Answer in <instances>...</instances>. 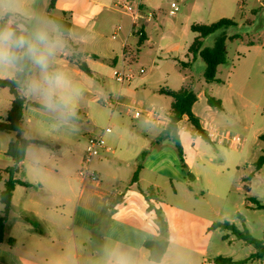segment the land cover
I'll return each mask as SVG.
<instances>
[{
    "label": "crops",
    "instance_id": "crops-1",
    "mask_svg": "<svg viewBox=\"0 0 264 264\" xmlns=\"http://www.w3.org/2000/svg\"><path fill=\"white\" fill-rule=\"evenodd\" d=\"M89 1L93 6V14L72 11L68 20V39L59 31L64 46L61 57H55L54 63L57 65V71L63 74L65 84L56 90L55 98H63V101L67 102L68 105L64 103L63 109H68L76 95L81 94L74 82V77L86 75L76 63L70 60L72 55L89 57L90 54L94 58L91 59L92 61L100 62L101 66L108 67L107 74L104 73L103 77L113 75L112 77L116 80V72L126 68L125 48L128 46V38L131 35L135 36L137 31L143 30L149 41V26H152V32H158V26L168 25L165 30L178 38L173 47L165 50L166 54L174 55L173 60L169 61L166 57L164 60H151L149 74L139 77L147 72L145 68H142L139 74L136 73V78L131 83L121 87L116 81L119 84L118 92L111 97L115 98L121 93V100L125 103L135 100L150 107L160 106L171 111L172 99L161 94L160 90L163 88L180 90L183 87L192 86L195 84L194 79L197 73L206 68L202 58L194 57L189 53V48L197 37V33L191 30L192 24L189 22L187 27L169 24L166 17L159 18V13L164 10L165 0H151L146 1L141 7L140 19L136 25L131 14L124 12L131 18V23L124 33L122 20H114L117 13L114 8H118L117 0ZM180 1L183 0H179V4ZM74 4L75 2L70 0H58L55 8L65 5L73 8ZM170 15L174 18L178 17L173 12ZM154 21L155 23L150 25ZM186 28H189L191 35H188ZM106 30L113 35L112 39L106 37ZM89 36L96 44L88 50L86 40ZM100 38L106 41L102 48L99 46ZM89 60L86 58V64ZM89 69L92 75L97 74L96 71ZM141 70H145V73H141ZM13 78L15 76L8 72L0 74V80ZM228 81L227 90L232 91L237 97L242 95L234 81L231 78ZM212 84H209L211 86L209 88L213 89ZM103 85L106 86L105 79H103ZM6 90L10 94L8 89H0L1 118L6 117L12 103V96L10 94V97H6ZM22 94L29 103H37L42 107L37 108L30 104L26 106L23 118L24 137L28 140L43 141L44 144L29 146L25 160L21 164L22 172L19 179L32 186L18 185L15 188L5 238L0 247V257L4 264H97L96 254H101V259L106 261L105 264H137L134 258L138 253L145 256L144 250L149 260V252L144 247V243L162 236L157 226L155 212L148 211L150 204L161 209L165 215L169 227L167 234L170 235L167 239L170 241L172 224L182 225L183 219L189 220L193 217L183 211H174L170 214L173 205L169 206L170 209L168 206L161 208L159 203L163 204L161 195L164 191L174 196L182 194L183 201L194 200V206L201 207L206 204L211 214H219L221 205L218 203L213 205L206 199L204 191L199 194L191 187V180L197 182L204 179L207 183L205 188L207 196L222 200L229 193L231 168L213 166L218 172L213 173L214 175L198 170L201 162L206 168L204 152L207 150L204 144L209 143L200 137L187 116H184L178 124L179 137L184 149L186 165L184 168L178 154L159 148L171 142L170 140L159 141L160 133L166 127L148 123L144 119H134L124 109L113 110L108 107L116 111L118 115L112 113L107 119L112 131L103 132L106 144L93 161V171L99 175L101 181L100 184H94L83 182L78 176V167L84 154L81 156L76 150L67 149L65 146V142L77 143L82 138L84 140V133H79L76 125L71 121L68 122L49 113L50 109L40 102L39 97L34 98V95L26 94L24 90ZM196 95L198 102L201 94ZM202 95L207 94L204 92ZM234 95H228L226 100H221L222 109L209 106L206 97L207 107L204 117L196 112L197 102L194 104L193 112L207 134L215 130L223 133L222 126L215 121L222 118L221 114L228 116L226 103H234ZM103 97L97 94L91 98V101L107 100ZM87 121H91L90 116H87ZM14 137V134L0 132V169L10 167L13 163L7 156V150ZM210 141V144L216 143V141ZM217 143L226 144L224 141H217ZM144 152H146L147 160L144 158L141 161L140 158ZM215 157L213 155L210 159ZM61 162L77 167L76 171H73V168L61 166ZM140 162L142 170L139 180L132 184V176ZM207 163L210 165V160ZM214 178L220 181L218 184L220 192L213 191L210 187L214 183ZM126 185L130 188L137 187L140 195L126 188ZM0 187H2L1 184ZM147 189H152L151 201H148L143 194V191ZM1 191L0 188V193ZM137 201L142 212L139 218L137 209L132 204ZM190 205L192 207V204ZM3 210L4 206L0 203V217ZM25 217L33 223L26 222ZM215 222L223 221L218 218L211 220L204 230L205 234L221 230L210 229ZM187 233L185 234L181 228L180 235L184 240L187 239L184 238ZM96 241L100 242V248L93 245ZM110 243H114L115 247L106 254ZM170 248L171 242L161 263L154 264L164 263Z\"/></svg>",
    "mask_w": 264,
    "mask_h": 264
},
{
    "label": "rangeland",
    "instance_id": "rangeland-1",
    "mask_svg": "<svg viewBox=\"0 0 264 264\" xmlns=\"http://www.w3.org/2000/svg\"><path fill=\"white\" fill-rule=\"evenodd\" d=\"M171 1L165 0L164 10L159 13V18L166 17L169 24L173 23L179 27H187L189 22L190 24L209 25L222 18L233 19L237 24L235 28H223L204 39L206 47H213L221 36L237 37L234 40L227 41V62L219 67L217 73L218 82L211 83L212 87H214L213 89L209 88L211 87L210 83L208 84L205 80L204 71L206 68H203L202 72L197 73L194 85L186 86L191 88L195 94H201L195 106L196 112L203 117L205 116L206 97L210 96L216 100H226L228 95H234L232 91L227 90L230 78L242 95L238 97L234 95L235 102L226 103L228 116L221 114L222 118L215 121L219 126H222L223 132L239 138L240 143L230 145L229 142L225 141L226 144H220L217 143L219 141L218 138L215 144H204L207 150L204 152L207 165L204 168L201 162L198 167L200 172L212 174L218 173L214 168L215 166H229L231 168L232 178L230 179L231 185L227 197L222 200H216L207 196L206 181L204 179L197 182L191 180V187L199 194L204 191L206 199L213 205L217 203L221 205L219 214H211L210 208L206 204L198 207L194 206V200L184 202L182 194L174 196L172 193L169 194L164 191L161 195L163 201V204L159 203L161 208L173 205L171 207L173 210L170 211V214H173L174 211H183L193 216L189 220L183 219L182 225L172 224L171 241L168 239L171 242V248L167 259L162 264H214L213 260L217 257H227L235 261L247 259L255 253L253 246L245 244L229 231L218 230L205 234L204 230L211 220L218 218V220L234 224L240 230L246 228L252 237L257 240H261L264 237V209H258L256 203L250 200L251 197L255 198L260 204L264 205V166L260 171L255 172L251 182L245 181L246 177L254 171V163L263 154L264 150V0H183L180 1L178 13L172 10ZM70 2H75L73 8L65 5L51 9V0H7L6 6L11 8L10 13L24 17L23 24L26 27H31L40 21H52L55 23L54 19H62L64 13H66L67 20H70L72 11L87 15L94 12L89 0H70ZM132 5L133 7L136 6V0ZM114 9L117 12L114 20H122L123 32L125 33L131 23V18L122 9ZM172 12L178 17H171L170 13ZM102 15L104 16L103 12ZM14 21V19H11L7 26L11 27ZM154 23L155 21L150 25ZM167 26H158V32H152V26H149L150 40L143 44L135 60L131 55L126 57V69L131 68L135 73L139 74L140 69L145 68L147 72L139 76L143 77L150 72L149 64L151 60H164L165 57L169 61L173 60L174 55L166 54L165 50L167 51L173 47L178 38L171 35L168 30H165L168 28ZM186 29L188 35H191L189 28ZM105 32L107 38H113V35L108 33V30ZM59 35L62 39L60 33ZM86 41L88 50L96 44L91 40L90 36ZM105 42L104 39H101L99 46L102 48ZM127 43L131 52H136L138 37L131 35ZM88 56L82 55L80 61L86 62V58H89L90 60L87 64L97 74L74 77L79 94L81 93L80 96L76 95L67 107L68 109H63L62 107L58 111L50 110L49 112L68 122L71 121L76 125L79 133H84V140L82 138L80 142H65L67 149L76 150L81 156L85 154L89 138H98L103 135V131L109 124L107 119L112 113H116V111L104 106L101 101L92 102L91 98L97 94L103 95V99L114 98L111 96L112 94H117L119 88V84L112 77L113 75H105L106 77H103L104 73L107 74L108 67L101 66L100 62L92 61L91 59L94 58L90 54ZM55 57L60 58L61 51ZM99 60L101 61V59ZM52 70L57 71V65L54 61ZM103 79L106 81V86L103 85ZM204 92L207 95H202ZM6 93V97H10L7 90ZM34 98H37V96ZM55 99L60 100L61 98L57 97ZM40 102L43 103L41 99ZM64 103L67 104L66 101ZM87 116L91 117L90 122L87 121ZM82 141L84 142L83 144L81 143ZM155 148L157 147L155 146ZM159 148L177 155L172 142ZM213 155L216 156L215 159H210ZM82 160L78 171H80ZM209 160L210 165L207 163ZM61 166L73 168V171H76L77 168L66 162L64 164L61 162ZM219 182L217 178H214V183L210 185L213 191L220 192L218 188ZM0 184L2 185L0 187L1 190H4L3 182H0ZM247 185L250 186V192L245 190ZM126 188L132 189V191L140 195L137 187L130 188L129 185H126ZM132 204L136 207L139 218L142 213L139 209V201ZM190 204H192V207ZM181 228L185 234L188 232L186 237L184 236V238H187L186 240L180 235ZM226 235H228V238L225 240L224 237ZM169 236V234H166L162 235L161 238H169ZM93 245L97 248L101 247L99 241H96ZM114 247V243H110L106 254L108 251L113 250ZM144 253L145 256L139 253L136 254L135 262L137 264H154L149 262L145 250ZM101 258V254H96L97 264L106 263ZM246 264H264V259L250 260Z\"/></svg>",
    "mask_w": 264,
    "mask_h": 264
},
{
    "label": "trees",
    "instance_id": "trees-1",
    "mask_svg": "<svg viewBox=\"0 0 264 264\" xmlns=\"http://www.w3.org/2000/svg\"><path fill=\"white\" fill-rule=\"evenodd\" d=\"M58 0H51L50 8L54 9L55 4ZM19 14L9 13L6 16V23L8 25L9 20H15L12 23L11 27L17 23H23V19ZM56 25L59 28L60 33L68 39L69 35V23L66 18V13L62 19H54ZM237 26L236 22L233 19L222 18L219 21L205 25V24H192L191 30L194 33H197V37L193 41L192 45L189 48V53L191 55L199 56L205 63V80L207 83H215L217 80V73L220 66L224 65L227 62V41L234 40L236 36L227 37L221 36L213 47H204V39L208 36L214 34L215 32L222 30L223 28H235ZM135 36L138 37L137 49L136 52H131L129 46L125 48V58L128 55H131L135 60L140 53V49L143 44L147 41L144 31L140 30L135 33ZM82 55H72L70 60L76 63L79 68L86 73L87 75H92V71L87 66L86 62L80 61ZM19 77L7 80H0V89H8L12 96V103L10 110L8 111L5 118L0 117V132H6L14 134L15 137L11 140L7 156H9L13 163L10 167L5 169H0V182H4V190L0 193V203L4 206L3 213L0 217V247L5 238L6 225L9 221L11 209H12V199L15 188L18 185L31 187L27 182H24L19 179V175L22 172L21 164L25 160L27 150L32 144H44L43 141L28 140L24 137L23 130V118L24 112L27 105H32L37 108H42L41 105L33 102H28L27 98L22 94L23 89L18 83ZM160 93L166 95L172 99V104L170 108V123L168 126L160 133L159 141L163 142L165 140H170L173 142L179 159L184 168L185 159H184V149L179 137V127L178 124L184 116L188 117L189 122L193 125L196 132L200 137L207 143H210V138L207 132L202 128L199 118L193 112V106L197 102V95L193 92L191 88L183 87L180 90H171L169 88H163L160 90ZM209 106L217 109H222L223 104L221 100H216L212 97L207 98ZM263 138V137H261ZM146 152L141 155V161L145 158ZM264 166V150L263 154L259 159L254 163V171L251 172L245 179L246 182H251L255 176V172L260 171ZM142 170L141 162L137 166L131 183L135 184L139 180V174ZM245 190L250 192V186H246ZM143 194L148 201L152 200V189H147L143 191ZM253 202L256 203L258 209H264V205L260 204L255 198H250ZM148 211H154L157 216V226L161 232V235H166L168 233V222L164 217L162 210L155 208L152 204L148 207ZM28 223H33L29 218H24ZM211 230L221 229L223 231H229L232 235H235L239 240H242L245 244L253 246L255 253L252 254L249 258L235 261L227 257H217L213 260L214 264H246L250 260H263L264 259V237L261 240H257L252 237L250 232L244 228L240 230L234 224L223 221L215 222L210 227ZM228 235L224 237L226 240ZM170 242L167 238H156L153 240H148L144 243V247L149 252V260L153 263H161L167 250L169 248ZM0 264H4L0 258Z\"/></svg>",
    "mask_w": 264,
    "mask_h": 264
},
{
    "label": "clouds",
    "instance_id": "clouds-1",
    "mask_svg": "<svg viewBox=\"0 0 264 264\" xmlns=\"http://www.w3.org/2000/svg\"><path fill=\"white\" fill-rule=\"evenodd\" d=\"M6 3L0 0V74L8 72L19 77L25 93L39 97L50 110L62 109L63 98L55 99V93L64 86L65 79L62 73L52 70L54 58L64 46L58 26L40 21L31 27L23 23L9 27L6 16L11 8Z\"/></svg>",
    "mask_w": 264,
    "mask_h": 264
},
{
    "label": "built area",
    "instance_id": "built-area-1",
    "mask_svg": "<svg viewBox=\"0 0 264 264\" xmlns=\"http://www.w3.org/2000/svg\"><path fill=\"white\" fill-rule=\"evenodd\" d=\"M135 0H117V7L125 11L126 13L131 14L133 18L134 25H136L140 19V9L145 5L146 1L151 0H136V6L133 7L132 3ZM179 0H173L171 2L172 10L177 13L180 10ZM141 73H145V70H141ZM116 81L120 84L121 87L131 83L136 78V73L133 70H126V68H121L116 72L115 75ZM104 106L109 107L113 110L124 109L131 114L134 119H144L148 123L158 124L163 127H167L170 123L171 112L167 109L155 106L150 107L143 102L130 100L128 102H123L121 100V93H119L114 99L100 100ZM111 127H107L103 132L110 133ZM210 140L216 141L219 138V141L229 142L230 145L240 143V139L236 136H231L228 133H218V131H211L208 134ZM106 144V140L103 135L98 138H89L88 145L82 160V165L78 176L83 182H91L94 184H100V177L97 173L93 171L92 165L94 159L99 156L101 150Z\"/></svg>",
    "mask_w": 264,
    "mask_h": 264
}]
</instances>
